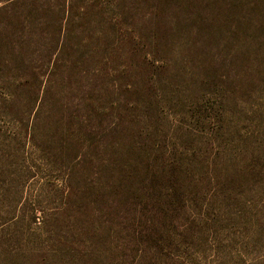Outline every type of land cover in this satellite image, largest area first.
<instances>
[{
    "label": "rangeland",
    "instance_id": "obj_1",
    "mask_svg": "<svg viewBox=\"0 0 264 264\" xmlns=\"http://www.w3.org/2000/svg\"><path fill=\"white\" fill-rule=\"evenodd\" d=\"M65 1L68 49L47 77L42 55ZM12 13L27 19L40 61L34 47L27 59L44 76L37 88L19 74L29 82L20 104L0 80V264H264V0H22ZM73 73L118 120L125 139L113 148L124 156L131 138L152 151V167H174L179 198L145 196L138 215L113 217L65 185L43 141L61 94L70 114L90 113L69 94ZM131 82L140 95L123 92Z\"/></svg>",
    "mask_w": 264,
    "mask_h": 264
},
{
    "label": "trees",
    "instance_id": "obj_2",
    "mask_svg": "<svg viewBox=\"0 0 264 264\" xmlns=\"http://www.w3.org/2000/svg\"><path fill=\"white\" fill-rule=\"evenodd\" d=\"M20 1L22 0H9L0 6V20L4 18L5 24L7 27L9 26V28L3 27L0 30V72L2 73L0 80H3L2 75L5 74L7 76L5 82L6 80L10 81L8 84L13 87L14 92L8 98L13 104L21 103L20 95L22 92L20 91L24 90L29 83L26 80L25 83H22L19 74L24 72L31 81L30 83L36 84L37 88L41 86V76H44L36 68L37 66L27 59L28 54L33 55V52L30 51L33 47L36 52L34 56L36 59L34 60L36 61L39 56L38 47L32 45L31 36L24 34L28 28L27 19L12 13L13 7ZM71 9V5L65 1L62 10H60L62 18L56 25L55 23L52 25L53 37H56L55 43L50 51L45 50L40 64L45 68L47 77L58 71L60 54L68 49L66 38L69 35V30L66 27V20L64 22L63 19L64 16L67 19ZM38 41L39 36L37 37V45ZM52 57L53 59H51ZM61 66V73L70 71L68 60L62 62ZM93 76V82L98 84V72L93 71ZM68 77L71 79L72 74H69ZM60 83H62V79H60ZM72 84L73 91L69 94L73 93L80 97L81 101L90 109V113L85 119L70 114L66 93L61 94L58 97L60 103L57 104L59 118L55 121L54 132L50 133L49 138L43 141L45 145L43 150L49 159L47 161L53 163L55 169L61 173L65 185L69 186L73 181L79 185L77 191L82 194L79 200L87 204L89 199L85 198L84 192L88 191L93 200L105 201L106 209L113 214V217L123 215L124 218V215H128L130 212L133 217L141 213L137 206L144 202L145 196L148 198L155 196L159 199L168 197L170 203L179 198L177 197L179 188L176 186L177 180L175 178L178 172L174 167L167 168L165 163L152 167L151 159L155 160L152 151L140 144L136 145V141L131 138V144L124 150V156L120 154L118 148H113L120 139H125V136L119 135L118 120L116 118L111 120L105 108L98 105V101H102V99L99 100L97 94L99 87L93 86L92 81L84 82L81 79L77 82L76 78L75 83ZM122 88L125 94L133 90L132 94L140 95L139 91H134L139 90L136 83H125ZM85 91L90 92L85 93ZM86 94L87 97H85ZM110 94L111 92L107 89L105 92L99 93L104 100ZM34 97L37 99L38 94ZM110 103L119 106L120 101L114 100ZM41 105H43L42 98L39 102V106ZM129 105L133 106L131 102H128L126 107ZM118 111V109L115 110L114 117L118 116ZM90 153L94 156H89ZM100 153L102 156H99ZM116 153H119V156H115ZM162 190H165V193H161ZM166 190L171 192V196L169 193L166 194ZM74 192H70V194H74ZM157 194L159 195L157 196ZM161 200L163 201V199ZM135 230L141 237L144 233L149 235L152 232L150 225Z\"/></svg>",
    "mask_w": 264,
    "mask_h": 264
}]
</instances>
